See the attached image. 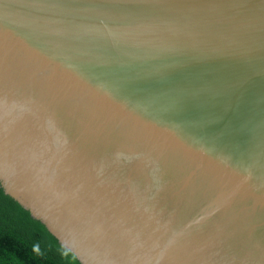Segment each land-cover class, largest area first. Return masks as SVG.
Masks as SVG:
<instances>
[{"label": "water", "instance_id": "obj_1", "mask_svg": "<svg viewBox=\"0 0 264 264\" xmlns=\"http://www.w3.org/2000/svg\"><path fill=\"white\" fill-rule=\"evenodd\" d=\"M0 187L79 264H264V0H0Z\"/></svg>", "mask_w": 264, "mask_h": 264}, {"label": "trees", "instance_id": "obj_2", "mask_svg": "<svg viewBox=\"0 0 264 264\" xmlns=\"http://www.w3.org/2000/svg\"><path fill=\"white\" fill-rule=\"evenodd\" d=\"M35 246V250H34ZM0 264H79L0 187Z\"/></svg>", "mask_w": 264, "mask_h": 264}, {"label": "clouds", "instance_id": "obj_3", "mask_svg": "<svg viewBox=\"0 0 264 264\" xmlns=\"http://www.w3.org/2000/svg\"><path fill=\"white\" fill-rule=\"evenodd\" d=\"M34 250H35V246H34Z\"/></svg>", "mask_w": 264, "mask_h": 264}]
</instances>
